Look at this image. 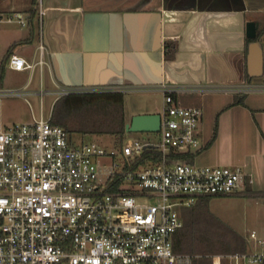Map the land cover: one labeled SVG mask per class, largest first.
<instances>
[{
    "label": "built area",
    "instance_id": "2783aa9c",
    "mask_svg": "<svg viewBox=\"0 0 264 264\" xmlns=\"http://www.w3.org/2000/svg\"><path fill=\"white\" fill-rule=\"evenodd\" d=\"M12 20L24 25L22 15ZM40 49L37 64L12 55L7 66L15 72L43 69L44 47ZM161 91V144L131 140L121 155L97 144L74 145L51 118L0 130V264H194L202 257L175 251L174 237L185 227L184 210L200 198L246 195L253 180L239 167L197 166L173 158L201 150L204 119L200 107H185L177 98L243 95L253 89L163 86ZM26 94L0 88V98ZM71 94L81 92L61 93ZM39 95L43 98L44 92ZM147 149H155L159 157L151 155L141 164ZM119 155L122 163L102 166L101 158ZM227 259L260 264L264 255Z\"/></svg>",
    "mask_w": 264,
    "mask_h": 264
},
{
    "label": "crops",
    "instance_id": "0c3cea01",
    "mask_svg": "<svg viewBox=\"0 0 264 264\" xmlns=\"http://www.w3.org/2000/svg\"><path fill=\"white\" fill-rule=\"evenodd\" d=\"M16 14L24 25L10 21ZM249 22L259 23V39L247 37ZM41 46L46 65L28 70L18 91L39 69L41 85L47 72L61 93L155 95L157 106L143 113L155 115L163 86L250 85L243 95L177 99L204 112L199 166L244 169L253 180L244 196L264 203V0H0L2 83L12 55L35 65Z\"/></svg>",
    "mask_w": 264,
    "mask_h": 264
},
{
    "label": "rangeland",
    "instance_id": "374dc122",
    "mask_svg": "<svg viewBox=\"0 0 264 264\" xmlns=\"http://www.w3.org/2000/svg\"><path fill=\"white\" fill-rule=\"evenodd\" d=\"M5 20L8 22L9 16H6ZM29 73V71H26L21 75L14 74L7 66L6 76L3 83H0V88L17 91L20 85L28 82L29 79L23 76ZM43 83L42 86L38 69L31 85L29 84L26 89H23L27 93L26 96L0 98V130L15 124H29L35 120H40L42 117L48 120L55 111L56 117H62L66 121L65 123L70 125V140L74 145L97 144L108 152L114 151L121 155V145L118 142H122V140L111 134H102L103 131L111 129L113 125V116H111L110 110L106 111L102 107L91 105L68 112L66 109L67 104L64 102L59 103L55 108V104L62 98L61 92L52 84L47 72L44 75ZM40 92H44L43 98L39 95ZM158 101L159 99L155 95L140 92L126 93L124 97L126 124L127 121L131 122L134 117L148 112V106L151 108L157 106ZM164 106L163 104L158 108V114L162 115L164 113ZM131 140L158 146L161 144L162 135L160 132H126L123 144ZM121 159L122 157L115 159L104 157L100 161L103 167L109 169L115 161L122 163ZM197 160L195 165H204L200 156ZM208 207L210 213L219 220L223 227L220 232L225 236L222 235L217 238L219 241L215 240V244L209 243L210 248L206 247L207 244L204 246L197 242L195 251L191 252L188 248L185 250L186 253L202 256L203 260H211L213 263L220 259L223 264H227V261L224 260H228L227 257L234 254L226 253L227 249L223 243L224 240L225 242L235 243L236 240L233 238L235 233L246 242L248 255H264V245H262L264 240V203L261 199H251L244 195L214 197L209 202ZM225 229H229L232 233H227ZM252 234L257 236L256 240L251 238ZM241 264H245V262H241Z\"/></svg>",
    "mask_w": 264,
    "mask_h": 264
},
{
    "label": "trees",
    "instance_id": "16d2710c",
    "mask_svg": "<svg viewBox=\"0 0 264 264\" xmlns=\"http://www.w3.org/2000/svg\"><path fill=\"white\" fill-rule=\"evenodd\" d=\"M261 36V32L258 33V39ZM5 65V64H4ZM4 65L0 71V83H2L3 75H4ZM124 97L123 93H89V94H71L67 96H63L56 104L55 108L59 103L67 104L66 109L68 112L75 111L87 106H97L102 107L106 111L111 112V116H113L112 121L113 125L111 129L107 131H103L102 134H111L115 137L117 136L122 140V142H118L119 145L122 146L123 140H125L126 135V121H125V112H124ZM55 111L53 112L51 122L54 125H59L66 129V131L70 134V125L65 123L59 117H56ZM111 121V122H112ZM120 140V141H121ZM154 155L157 159L159 157L158 152L155 149H147L144 155L141 157L139 163L144 164L147 160H149L150 156ZM198 153H188V154H179L173 155V158L183 159L184 161L194 164L195 159ZM213 197L200 198L197 202L190 208H186L184 210V218H185V227L181 231H179L174 237V247L175 251L186 253L185 250L189 248L191 252H194L195 247L197 246V242H200L201 245L207 246L210 248L209 243L215 244V240L219 241L217 238L220 236H225L220 231L223 229L219 220L215 218L209 211L208 204ZM227 233H232L229 229H225ZM235 238V243L225 242L226 253L231 254H245L247 253V245L246 242L237 234H233ZM213 251V250H211ZM204 258L196 259L194 264H214L211 260H203Z\"/></svg>",
    "mask_w": 264,
    "mask_h": 264
},
{
    "label": "water",
    "instance_id": "95a60500",
    "mask_svg": "<svg viewBox=\"0 0 264 264\" xmlns=\"http://www.w3.org/2000/svg\"><path fill=\"white\" fill-rule=\"evenodd\" d=\"M259 23L249 22L247 24V37L251 40L258 38ZM161 115H138L126 124L127 133H158L161 130Z\"/></svg>",
    "mask_w": 264,
    "mask_h": 264
}]
</instances>
